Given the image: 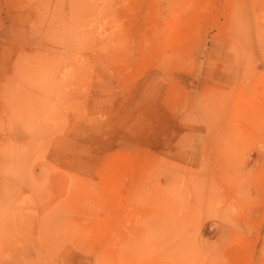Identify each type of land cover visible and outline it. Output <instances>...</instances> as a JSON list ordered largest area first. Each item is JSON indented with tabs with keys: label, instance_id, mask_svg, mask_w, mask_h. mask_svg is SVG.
Masks as SVG:
<instances>
[{
	"label": "rangeland",
	"instance_id": "1",
	"mask_svg": "<svg viewBox=\"0 0 264 264\" xmlns=\"http://www.w3.org/2000/svg\"><path fill=\"white\" fill-rule=\"evenodd\" d=\"M0 264H264V0H0Z\"/></svg>",
	"mask_w": 264,
	"mask_h": 264
}]
</instances>
